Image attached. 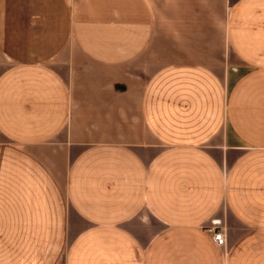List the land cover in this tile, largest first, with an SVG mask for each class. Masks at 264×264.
Masks as SVG:
<instances>
[{"label": "crops", "instance_id": "obj_1", "mask_svg": "<svg viewBox=\"0 0 264 264\" xmlns=\"http://www.w3.org/2000/svg\"><path fill=\"white\" fill-rule=\"evenodd\" d=\"M0 264H264V0H0Z\"/></svg>", "mask_w": 264, "mask_h": 264}, {"label": "built area", "instance_id": "obj_2", "mask_svg": "<svg viewBox=\"0 0 264 264\" xmlns=\"http://www.w3.org/2000/svg\"><path fill=\"white\" fill-rule=\"evenodd\" d=\"M221 224L219 219H213L211 226L207 227L209 231L212 232V237L217 246H223L225 244V235L223 229L219 227Z\"/></svg>", "mask_w": 264, "mask_h": 264}]
</instances>
